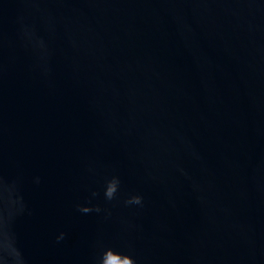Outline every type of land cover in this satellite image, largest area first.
Returning <instances> with one entry per match:
<instances>
[{
	"label": "water",
	"instance_id": "water-1",
	"mask_svg": "<svg viewBox=\"0 0 264 264\" xmlns=\"http://www.w3.org/2000/svg\"><path fill=\"white\" fill-rule=\"evenodd\" d=\"M0 225L14 264H264V0H0Z\"/></svg>",
	"mask_w": 264,
	"mask_h": 264
},
{
	"label": "clouds",
	"instance_id": "clouds-1",
	"mask_svg": "<svg viewBox=\"0 0 264 264\" xmlns=\"http://www.w3.org/2000/svg\"><path fill=\"white\" fill-rule=\"evenodd\" d=\"M118 184L119 179L117 177H114L113 181L109 183L105 193L109 199H111L116 193ZM127 202L140 204L142 202V197L139 195H134L130 197ZM90 210L91 209L88 206H84L81 208V211L85 213L89 212ZM63 235L64 234L61 233L60 236L57 237V239H63ZM0 264H14L13 261L7 260L4 250L0 251ZM100 264H136V261L134 260L133 256L129 254L114 253L111 248H108L103 252Z\"/></svg>",
	"mask_w": 264,
	"mask_h": 264
}]
</instances>
